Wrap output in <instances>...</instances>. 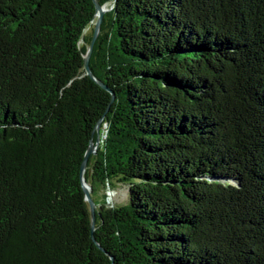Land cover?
<instances>
[{
	"label": "trees",
	"instance_id": "16d2710c",
	"mask_svg": "<svg viewBox=\"0 0 264 264\" xmlns=\"http://www.w3.org/2000/svg\"><path fill=\"white\" fill-rule=\"evenodd\" d=\"M98 2L113 101L92 0H0V264H264V0Z\"/></svg>",
	"mask_w": 264,
	"mask_h": 264
},
{
	"label": "water",
	"instance_id": "95a60500",
	"mask_svg": "<svg viewBox=\"0 0 264 264\" xmlns=\"http://www.w3.org/2000/svg\"><path fill=\"white\" fill-rule=\"evenodd\" d=\"M92 1L94 3V6H95L94 17L91 20V23L93 24V35H92L90 44L87 48V52L84 55L83 69H84V72L88 76L93 78L104 90L111 93V101H113V98H114L113 92L104 83H102L100 80L94 78V76L92 75V72L89 68V65H88V60H89V57H90V54H91V51L93 48V44H94L95 39H96L98 32L100 30V25L102 22L103 15L106 11L109 10L105 7V4H103V5L99 4L98 0H92ZM100 121H101V119L95 125L94 131L92 132V137L89 140L87 149L84 153L82 162L80 164V180H81L82 190L84 193V199L87 201L88 206H89L88 211H90V217H91V234H92L91 238L93 239L94 242H95V239L93 237V230H94V225H95L96 204L94 203V201L90 195L91 188L84 178V172H85V169L87 167L88 157L91 154H94L96 152L97 147L100 144V135H99ZM94 132H96V134H97L95 140L93 139V133ZM96 244L101 249V246L98 243H96ZM110 259L112 260V256L110 257Z\"/></svg>",
	"mask_w": 264,
	"mask_h": 264
},
{
	"label": "rangeland",
	"instance_id": "374dc122",
	"mask_svg": "<svg viewBox=\"0 0 264 264\" xmlns=\"http://www.w3.org/2000/svg\"><path fill=\"white\" fill-rule=\"evenodd\" d=\"M105 7L107 9H110V5L105 4ZM93 25V24H92ZM91 27L86 29V32H90ZM126 193H127V189L125 186H117L114 190H109L107 191V201H108V206L112 205V204H121L124 203L126 201Z\"/></svg>",
	"mask_w": 264,
	"mask_h": 264
},
{
	"label": "built area",
	"instance_id": "2783aa9c",
	"mask_svg": "<svg viewBox=\"0 0 264 264\" xmlns=\"http://www.w3.org/2000/svg\"><path fill=\"white\" fill-rule=\"evenodd\" d=\"M105 132H106V130L104 129V134L102 135V138L105 137ZM100 142H101V137H100ZM109 190H112V189H109ZM109 190H108V191H109ZM107 203H108V201H107Z\"/></svg>",
	"mask_w": 264,
	"mask_h": 264
}]
</instances>
